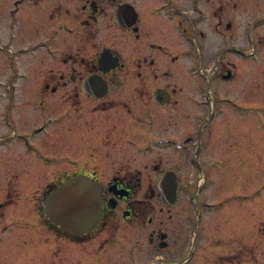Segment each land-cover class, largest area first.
Here are the masks:
<instances>
[{
  "label": "flooded vegetation",
  "instance_id": "flooded-vegetation-1",
  "mask_svg": "<svg viewBox=\"0 0 264 264\" xmlns=\"http://www.w3.org/2000/svg\"><path fill=\"white\" fill-rule=\"evenodd\" d=\"M231 6L225 10L226 0H0V238L27 227L33 186L40 185L44 212L54 188L84 176L99 188L102 211L88 234L55 226L75 244L60 255L64 264H197L209 257L198 247L205 240L222 241L220 264L251 260V250L232 248L253 231L255 189L240 191V177L251 175L255 150L217 139L219 132L230 138L225 128L235 127L241 112H264V103L242 105L238 93L247 81L241 60L264 67V8L245 25L241 44L239 3ZM250 71L252 79L256 70ZM263 87L250 86L251 96ZM164 112L182 130L158 132ZM52 125L59 139L71 137L75 155L89 166L50 187ZM116 136L121 140H111ZM141 153L156 158L130 169L125 162ZM140 192L152 193L153 201L138 198ZM177 209L181 226L173 229ZM100 228L105 233L97 242L92 235ZM126 229L147 234L132 239V233L126 243L115 233Z\"/></svg>",
  "mask_w": 264,
  "mask_h": 264
},
{
  "label": "rangeland",
  "instance_id": "rangeland-1",
  "mask_svg": "<svg viewBox=\"0 0 264 264\" xmlns=\"http://www.w3.org/2000/svg\"><path fill=\"white\" fill-rule=\"evenodd\" d=\"M234 2L237 4L239 3L238 12H235V14L239 16L237 17L236 25L239 26V40L241 41V44H244L245 25L259 15L256 12L262 7L264 8V1L242 0L239 2V0H226L225 10L231 11V5ZM260 30H262V32L260 31L259 34L263 33L264 26ZM163 68L164 67H162V70ZM263 68L264 67H262V65L257 66V68H253L252 66L248 65V62L241 60V77L242 79L247 80L245 83L242 82L238 91L240 95L239 101L242 105L264 103L263 92H259L256 97H252V93H250V86L255 85L256 82L264 83ZM251 69L253 71L256 70V73L252 79L248 74L250 72L252 73V71H250ZM262 91H264V87ZM248 110L249 111L240 113V118L235 127L230 124V128H225V131L230 133V138H227L226 135H223L219 132V138L217 140H240L241 151L245 150V148L242 146L244 144L247 145L250 143L248 144V147H254L255 156H251V160L253 161L251 175L245 177L242 175L240 177L243 181L240 182V191L247 190L248 187L255 189V196L253 198V202L251 203V208L253 211V226H251L250 229L251 231L253 229V231L249 237H241L239 240H235L232 249L239 247L243 250V252H247L248 250L252 251L253 256L251 257V260L245 264H264V112H255L251 107ZM57 111V109L50 108V116L56 117ZM175 130L179 132L182 129L175 127L173 120L169 118V113L164 112L157 131L163 135H171L176 132ZM60 132L61 130L53 125L49 129L50 141L48 146L46 180L48 181L50 187L54 184H57V182L60 180H63L65 178L61 177L63 174L73 173L81 166H89L88 162H84L83 159H78L76 156L77 154L75 153V145L71 137L68 140L59 139ZM95 135L96 134H93L91 137L96 138ZM98 136L101 137V135ZM121 138H112L111 140H121ZM132 139L137 140L136 138ZM62 141L67 142L68 146H63L61 143ZM63 153L67 154L62 155ZM155 158L156 157L152 156V154L141 153L138 156L130 157L128 162L125 163L130 166V169H133L134 167H139L143 164H151ZM165 158L168 159L169 157L166 156ZM240 158L241 160H245L244 155H241ZM166 159L165 161H169ZM146 174L147 173L145 172V175ZM144 179L145 184H148L150 180L146 176ZM46 180L44 179V182H46ZM28 194H30V200H32L31 208L28 209V211L31 213V220L27 221V227L18 226L13 231L0 238V264H64V262L60 261V255H68L71 253V250L75 245L73 240L60 233V231L44 216L43 208L41 207L40 203L41 200H39L42 194L40 185L37 187L33 186L31 192ZM151 196L152 193L149 192L138 193V198H146L150 202L153 201ZM36 200H39L37 204L35 203ZM179 215L181 216V210L177 209L176 218L175 216L173 218V224V220L170 222V224L173 226H170L169 224L171 228L173 227V229H177L181 226ZM137 232H139L138 235L142 234L144 237L147 234L146 231L141 229L140 231H131L130 229H126L122 232L118 231L115 233L116 235L119 234L122 237H125L127 243L130 241L128 240L129 237H131L130 234L134 233L132 239H135ZM104 233L105 231L100 228L94 232L92 238L98 242L100 239H102ZM172 238L177 240L175 247H179L180 242L177 239L178 237L173 236ZM216 244H222V241L205 240L200 242L198 247L202 248L204 251H208L209 257L206 259V261L199 257L197 264H220L219 261L215 260L216 255L226 253L225 251L227 250L223 248V245L216 247ZM87 247L92 248L90 245ZM113 248H117V246H113ZM144 248L147 247L144 246ZM198 254L201 255L203 253L199 250ZM42 256H44L43 259L41 258Z\"/></svg>",
  "mask_w": 264,
  "mask_h": 264
},
{
  "label": "water",
  "instance_id": "water-1",
  "mask_svg": "<svg viewBox=\"0 0 264 264\" xmlns=\"http://www.w3.org/2000/svg\"><path fill=\"white\" fill-rule=\"evenodd\" d=\"M50 223L70 235L91 233L102 211L99 188L88 177L75 176L54 188L43 203Z\"/></svg>",
  "mask_w": 264,
  "mask_h": 264
}]
</instances>
